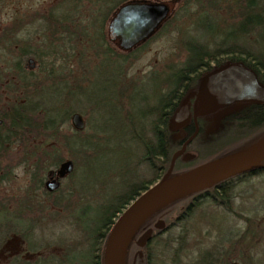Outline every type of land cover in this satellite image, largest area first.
I'll list each match as a JSON object with an SVG mask.
<instances>
[{
    "label": "trees",
    "instance_id": "obj_1",
    "mask_svg": "<svg viewBox=\"0 0 264 264\" xmlns=\"http://www.w3.org/2000/svg\"><path fill=\"white\" fill-rule=\"evenodd\" d=\"M86 1L90 5L87 8V16L80 15V10L84 4L81 0H67L62 2L64 5H61L62 3L54 4L45 13L38 12L34 17L39 18L43 23L45 22L50 35L54 36L53 34L57 30L61 34H65V37L67 35L66 46L69 45L72 52L76 49L75 52L78 56L80 41L87 39L95 43L99 39V48L95 49L96 53L107 54V58L109 57L110 60L119 59V61L125 62L132 56V53L141 51L149 41L157 38L164 27L177 19L180 20V8L185 7L184 9H186L189 3L195 4L197 11L195 13L184 12L183 16L193 20L190 24L192 33H186L188 35L186 38H184L185 35L182 37L187 56L177 65L168 66V71L164 74L158 75L161 76V82L162 75H164V79L163 84L160 83L159 91L157 90L154 96L142 95L139 100L131 99L129 102L130 110L122 108L126 112V117L131 119L135 127L133 131L122 134L124 138L120 148L115 145L113 140L115 137H113L112 132L106 129L85 133L84 130L78 131L71 126L72 129L69 134L60 136L61 125L70 119L74 110L73 107H79L81 101L79 95L71 92L69 95L67 92L64 93L62 87L66 88V84L64 83V76H62L63 73H60V70L65 66L67 57L72 56V54L77 55L76 53L63 52L61 47L41 49L34 56L37 63V68L34 71H28L23 67L25 57L18 60L17 67L22 71L23 81L22 89L18 88L20 92L28 94L32 88L36 89L39 86L38 83H43L42 81L46 79L51 80V83L41 84L36 89L38 101L19 103L17 99L25 98V93H23L22 96L18 95L15 102H8L3 106L0 114V118L3 120L0 126L2 129H0L5 132L4 135L6 136L5 142L2 141V137L0 138V145L1 142L3 146L6 144L3 149H0V254L2 255L7 249L8 241L2 237L5 229L12 232H15L14 229H25L23 232L33 230V224L27 225L25 228V226L20 225V219L8 222L9 219L6 217V213L9 211L6 207V196L2 195L4 193L2 186L10 180L7 178V161L12 160L13 154L8 152L7 147L13 140L19 145L15 151L10 152L15 153L14 158L22 152V157L12 165L9 162L10 165L8 164V166L11 169H13L12 166H23L24 178L27 180V191H25L27 194L22 199L16 200L18 201L17 204L25 210L35 208L37 211L38 209V212L42 213L41 217L48 218L61 209L65 212L68 211V207L62 203L66 200V195L70 198H77L71 214L72 221L70 220L69 223L73 224L71 234L80 237H77L78 241H74V239L70 241L67 239L57 240L52 237L44 243L40 240L32 242V250L34 251L31 252L30 256H22V248L19 251L9 252L8 257L4 254L3 256L0 255V259H2L0 264H104L106 243L119 215L131 201L154 184L168 170L172 155L180 147L183 138L173 140V134L182 130L174 128L171 119L185 94L197 88L202 75L213 67L211 64L219 66L226 61L238 62L252 71L257 81L264 85V0H181L154 36L128 51L120 48L118 51L114 48L107 35L106 27L107 21L116 7L125 0L113 1L111 5L107 6L108 9L104 11V14L101 13L103 7L100 4L108 0ZM221 12H224L223 15ZM193 16L194 18H192ZM90 19L100 20L98 25L100 31L97 38L88 35L89 29L85 31V26L86 28L95 26L89 24ZM82 21L84 25H82ZM211 22L216 28L214 35L207 39L200 38L198 36L200 32L202 30L208 32L209 26H212ZM51 27L53 28L51 29ZM112 50L117 51V56L112 57L109 54ZM122 68L120 64H117L115 71L118 78L124 77L125 71ZM36 71L43 78L39 76L41 80L31 84V80L38 76ZM156 77L150 74L147 75L146 79L154 80ZM117 82L114 81L111 84L115 85ZM61 84L62 87H60ZM69 99L72 104H65V101ZM227 122L233 124L234 127L231 128V131L239 139H247L249 142L253 137L251 144L261 141L264 138V103L253 102L245 105L240 111L227 118ZM223 128L225 129V127ZM148 131H151L152 135ZM60 138L63 140V147L74 151L75 159L71 157L75 161L76 168L60 179V181H67L63 188L59 185L55 190L48 191L44 186V174L49 169L57 168L64 160L60 152L56 151L52 145L53 142L57 143ZM195 152L194 147L189 145L187 151L175 159L170 176L183 173L210 159L204 160L207 153L202 155L201 150L199 156H194ZM93 156L94 159H98L96 163H103L102 166H105L102 174H82L80 171V165L83 166L82 158L84 161L86 159L88 163ZM89 164L92 165V162ZM142 167L150 169V177L141 178L139 174H141ZM11 174L13 173L11 172ZM108 175L114 176L115 179L119 178V181L109 191L106 189L103 194H100L103 190L101 181ZM13 177L11 176V179ZM196 193V191L187 193L149 216L129 241L125 258L131 246L135 245L136 248H140L137 245V240L134 241V239L145 233L148 228H152V232L150 239L142 247L144 250L155 237L171 228L173 220L166 223L162 218L155 219L157 213L163 209L171 205H178V217L184 220L188 219L201 201L206 199L199 197L198 201L194 200L193 197L196 196ZM69 201L75 202L71 199ZM78 206H81L82 209L76 213ZM225 208L231 210L233 207L226 204ZM151 219H155L153 223ZM245 220L248 219L245 218ZM161 222L163 226L159 227L158 224ZM248 222L250 221L248 220ZM250 228L246 231H248L250 242H253L255 235L250 232ZM243 237L244 234L239 236L240 239ZM52 242L64 247L61 255L50 250L49 246L52 245ZM166 248L172 252L171 260L173 262L178 261V248H174V250H170V247ZM250 251L249 247H245V253L248 254L246 255L247 259L252 257V255L249 257ZM226 252L224 258L221 257L218 260L215 259L214 252H207L203 255L200 264L220 263L221 259L224 261L232 255L229 250ZM147 255L148 264H151L150 254ZM239 259L243 264L244 258ZM249 264L253 263L249 262Z\"/></svg>",
    "mask_w": 264,
    "mask_h": 264
},
{
    "label": "rangeland",
    "instance_id": "obj_2",
    "mask_svg": "<svg viewBox=\"0 0 264 264\" xmlns=\"http://www.w3.org/2000/svg\"><path fill=\"white\" fill-rule=\"evenodd\" d=\"M3 1V2H2ZM67 0H0V32L4 27H8L11 21L15 17H19V12L22 13L23 17H33V13L36 11L39 13H45L48 8L53 6L54 4L59 5L62 2ZM83 4V8H81L80 15H86L88 13V7L86 0H81ZM115 0H108L106 2H102L100 6L101 13L104 14V11L107 10V6L111 5V3ZM70 2V1H69ZM61 5H64L62 3ZM60 5V6H61ZM180 8V20H176L175 22L169 24L164 27L162 31L159 33V36L147 43V45L141 50L132 53V56L125 60V62L119 61V59L110 60L107 58V54L96 53L95 49L99 48L100 40L89 41L82 40L79 43V56L75 51H71L69 49V45L66 46V37L65 34H61L59 30H57L54 34L55 38H61L63 40V52H67L72 54V56L67 57V61L65 63L64 68L60 70V73H63L64 83L66 84V88L62 87L64 93L67 92L68 95L71 93L79 95L81 98L79 107H73L72 112H79L85 121V133L99 132V130H108L113 134V140L117 148H120V145L125 132H131L134 130V123L131 122V119L126 117V112L122 108H129V102L131 99H138L142 95H146L147 97L154 96L157 90L159 91L160 83L163 84L164 75L161 82L160 74H164L168 71V66L177 65L182 62L187 56V51L184 47V42L182 41V37L186 38L188 35L192 33L191 22L193 21L191 18H184V12L195 13L197 11V6L195 4L189 3L186 9ZM90 10V9H89ZM224 12H221L223 15ZM195 16V15H194ZM194 16L192 18H194ZM90 18V17H88ZM39 19V18H38ZM233 21V19H231ZM230 20V21H231ZM87 25L88 23L84 21ZM100 20H91L89 21L90 25H95L93 28L85 26V31H89V36L92 38L99 37ZM39 19L38 24H34L33 30H31V26H25L23 31V37L27 35L26 31L29 33L33 32L34 37H49L50 33H48V27L45 25V22ZM213 22H211L212 24ZM82 25H84L82 21ZM72 28V27H71ZM78 29V28H77ZM214 24L208 28V32L202 30L198 35L200 38L207 39L214 35L215 32ZM37 30V32H36ZM8 35L4 36L0 35V40H5ZM73 37V36H72ZM68 38V37H67ZM37 39V38H36ZM46 40V39H45ZM65 42V44H64ZM55 47L59 48L61 44L56 41ZM66 46V47H65ZM100 50V49H99ZM75 55V57H74ZM17 58L11 57L9 52L0 49V67H7L10 70L13 66L14 61ZM26 58L23 61V65L26 63ZM58 64V63H57ZM120 64L122 70L125 71L124 77L118 78L116 76V66ZM212 66H215L213 63ZM36 75H38L35 79L31 80V84L35 81L41 80L39 76L41 74L36 71ZM59 73V72H58ZM158 76L153 79H146L147 75ZM22 77L19 78V84L17 88L10 90L8 95L6 96L8 102H15V99L18 95H23L25 93V98L22 97L17 99L19 103H27L29 101H38L36 89L40 87V85H47L51 83V80H44L43 83H38L39 86L35 89L32 88L28 94L26 92H20L19 89H22ZM43 78V76H41ZM117 82V84H111L112 82ZM21 87V88H20ZM71 87V90H70ZM126 87V88H125ZM19 88V89H18ZM17 89V91H16ZM126 89V90H125ZM124 98H122V96ZM151 99V98H149ZM149 101V100H148ZM153 101V100H152ZM151 101V102H152ZM72 101L66 100L65 104L71 105ZM80 108V109H79ZM240 106H232L229 109L224 110L223 112L217 113L214 116H210L207 120V129L212 130H223L221 131L217 138H207L203 137L201 142H207V144L201 146L199 149L194 148L197 152V156H199L200 150L202 151V155L204 156V160L212 159L216 156L229 153L231 151L237 150L240 147L247 146L253 142V137L248 142L247 139H235L234 141H230V143H226V140H230L229 136L225 137L226 128L229 126H222L221 119L223 118L224 113H229L234 110H238ZM65 109V108H64ZM136 111V110H135ZM220 115V116H219ZM209 120V121H208ZM222 127H225L222 128ZM72 129L70 125V119L66 121V123L62 124L59 130L60 136L66 135L70 133ZM136 130V129H135ZM150 135L152 132L148 131ZM184 136L183 131H179L174 133L172 138L173 140L179 139ZM8 141V139H7ZM62 138L56 143L53 142L55 150L60 152L61 156L64 160L74 158V151L63 147ZM18 143L14 140L8 145L7 150L9 153L13 154V158L10 161H7V178L10 179L5 184H3L2 189L4 193L2 195L6 196V207L8 208V213H6L8 222H14L16 219H20V225L26 226L33 224V230L29 232H23L25 229L16 230V232L12 231H3L2 237L7 239V249L4 251V255L8 257L9 252L19 251L22 248V256L28 257L30 256L32 250V242H37L38 240L42 241V243L46 242L50 238H55L57 240H68L74 239V241H78L79 239L74 234H71L73 231V224L71 225L69 222L71 220V214L73 207L77 202V198H70L66 195V200L62 202L68 208V211L64 210L58 211V213H53L48 218H43L42 213L38 212V209H23L19 204H17L19 198L22 199L27 193L25 191L27 187V180L24 178V169L23 166H12L13 169L8 166L15 162H18L22 157V152L18 153L15 158V153L10 151H15L18 147ZM201 145V144H199ZM102 146V145H100ZM73 158H72V157ZM119 156V155H117ZM75 159V158H74ZM82 167L80 165V171L82 174H102L103 163L98 164L92 157V160H87L82 158ZM80 159V160H82ZM209 159V160H210ZM63 160V161H64ZM200 161V160H199ZM74 169L76 168L75 161ZM92 162V165L89 163ZM87 163V165H86ZM9 167V169H8ZM56 169V168H54ZM49 169V170H54ZM183 170V169H182ZM142 177H150V169H145L142 167L140 170ZM11 172L13 174H11ZM165 174V173H164ZM162 174V176L164 175ZM177 175V174H176ZM11 176H14L11 179ZM161 176V177H162ZM174 176V175H173ZM47 177V171L44 174ZM161 177L157 180L159 181ZM119 178H114V176L105 177L102 179V188L103 190L100 194H103L106 189L109 191L113 186H116ZM156 181V182H157ZM155 182V183H156ZM67 181H61L60 187L63 188ZM154 183V184H155ZM65 184V185H64ZM152 184L151 186H153ZM250 184L259 185V188L262 189L261 192L248 196L246 195V191L250 188ZM238 191H242L241 194L237 195L235 201L233 202V209L242 215H244L248 220L238 218L234 213H225V207L223 205H218L214 203L212 200L206 199L202 200L200 205L195 209V211L190 215V217L186 220L178 217V205H171L159 213H157L155 219L162 218L169 223V221L173 220L171 228L164 231L160 236L155 237L154 240L150 243L145 251L146 256L150 254V263L151 264H200L202 263L201 259L204 254L207 252L213 253L216 255L215 259L218 260L222 257L224 258V253L227 254L226 251L229 250L230 255L226 260L220 261L217 264H227L232 263L233 261L239 262L241 261L239 258L243 259L242 249L244 247H249L251 249L249 253V257L251 259H244L243 264H249L252 262L253 264H264V223L257 220L255 217L257 214L264 215V176H258L255 178H251L249 181L240 184L237 187ZM1 195V194H0ZM260 196V199H259ZM25 199V198H24ZM75 201L70 202L69 200ZM68 204V205H67ZM21 207V208H20ZM82 209L81 206H78L77 212H80ZM25 212V213H24ZM70 214V215H69ZM75 214V212H74ZM155 219H151L153 223ZM176 219V221H174ZM40 220V221H38ZM72 221V220H71ZM9 224V223H8ZM251 227V228H250ZM250 228V232L254 234L253 242H250V237L248 235V231L244 233V237L242 239L239 238L242 230ZM141 230V229H140ZM141 234V233H140ZM14 235V236H12ZM142 235V234H141ZM140 235V236H141ZM18 236V237H17ZM140 236L135 237L134 241H136ZM60 238V239H58ZM70 238V239H69ZM180 240V241H179ZM1 241V240H0ZM135 243V242H134ZM78 245V244H77ZM1 247V243H0ZM50 250L53 253L62 254L64 251V247L59 246V244H53L49 246ZM166 247H170V250L174 248H178V261L171 260V253L167 250ZM181 247V248H180ZM138 250L136 246H131L126 258L124 257V264H131L133 260L134 253ZM26 251V253H25ZM29 251V252H28ZM223 251H225L223 253ZM3 254L1 256H3ZM9 254V255H8ZM248 255V254H246ZM128 257V260H127ZM126 259V261H125ZM2 259H0L1 261ZM251 260V261H249Z\"/></svg>",
    "mask_w": 264,
    "mask_h": 264
},
{
    "label": "water",
    "instance_id": "obj_3",
    "mask_svg": "<svg viewBox=\"0 0 264 264\" xmlns=\"http://www.w3.org/2000/svg\"><path fill=\"white\" fill-rule=\"evenodd\" d=\"M177 1L179 0H172V2ZM171 13L172 10L166 3L145 0L126 2L119 6L110 18L108 30L118 39L120 49L128 51L154 35ZM28 63L33 66L35 61L29 58ZM199 93L202 96L199 104L204 103V107H201L202 112H213L232 102L264 103V85L257 81L252 71L240 63L229 62L205 74L199 84ZM192 96L193 92H189L181 100L171 119L174 128H180L188 122L190 118L188 108ZM196 113L197 110H194V117ZM70 124L78 131L85 127L84 118L79 112L71 113ZM193 136L194 134L173 153L170 166L161 179L141 192L119 215L106 243L104 264H124L129 241L140 225L161 207L187 193L260 164L264 160L263 138L249 148L218 157L183 173L170 176L175 159L185 151L186 145ZM73 169L74 163L71 159L62 161L56 169L49 172V178L44 183L45 188L48 191L58 188L60 179ZM158 226L162 227V222ZM151 232L152 228H149L137 239L136 242L140 248L134 253L132 264H148L142 247L150 239ZM230 264L239 263L233 261Z\"/></svg>",
    "mask_w": 264,
    "mask_h": 264
},
{
    "label": "flooded vegetation",
    "instance_id": "obj_4",
    "mask_svg": "<svg viewBox=\"0 0 264 264\" xmlns=\"http://www.w3.org/2000/svg\"><path fill=\"white\" fill-rule=\"evenodd\" d=\"M130 1H139V0H125L124 2H122L121 4H119L116 7L115 11L122 4H124L126 2H130ZM145 1L166 3L169 5L170 9L173 12L175 7L180 3L181 0H179L177 2H172V0H145ZM114 12L112 13V15L114 14ZM32 14H33V17H30V18L27 17L26 18V17L22 16L21 12H19L18 15H20V16L15 17L11 21L10 25L8 27H4L0 32V35L1 34H3L4 36L8 35V37L5 40H0V49L4 50L6 52H9L11 57L17 58V60L14 61L13 66L10 70H8L6 66L4 68L0 67V114L2 113L3 106H5L8 103V101H7L8 98L6 97L8 95V92L10 90H13L14 88H17L18 85H20L19 84V78L22 77V75H21L22 71L19 69V67H17L18 60L21 59L22 57H25L27 60H26V63L23 65V67L28 71H34L37 68V63H36V60L34 59V56L36 55V53H38L39 50L44 49L46 47L57 48V47H55L56 41L59 42V44H61V46H59V48L63 47V40L61 38L55 39L54 36H52V35H50L49 37H43V38L36 36V38H37L36 39L34 37V33L33 32L29 33L28 31H30V30H27L26 31L27 35L25 36V38L23 37V31L25 29L24 28L25 26L29 25V27L31 26V30H33L34 24L35 25L38 24L39 19L34 17L35 14H38V12L37 11L35 13L32 12ZM112 15H111V17H112ZM110 18L108 19L107 24H106L107 35H108L112 45L114 46V48H116L119 51L120 47L118 46V39L116 37L112 36L108 30V24H109ZM52 28L53 27H51V29ZM33 31H35V27H34ZM36 32H37V30H36ZM152 36H154V35H152ZM109 54H111L112 57H115V56H117L118 53H117V51L112 50L111 53H109ZM29 58L34 59L35 64L33 66H32V64L28 63ZM229 62L238 63V62L226 61L224 64L229 63ZM220 66L221 65L213 66L209 71L205 72L202 75V77L205 74L213 72L214 70L218 69ZM202 77H201V79H202ZM189 92H193V96L190 98V104H189V108H188V110L190 112V118L186 124H184L182 127L179 128L184 132V136L182 138L181 145L177 150H179L183 146L184 142L189 137H191L193 134H194V136L192 137L191 141L186 145L185 151L182 154H184L187 151V148L189 145H192L194 148L199 149L202 145L207 144V142H205V141L201 142L203 137H206V135L208 136L207 138H212V137L217 138L218 134L222 130L210 131L209 129H207L208 127H207V123H206L207 120L206 119H208L210 116L216 115L217 113L223 112L224 110L229 109L234 105L240 106V108H238V110H234V111L229 112V113H224L222 115L223 118L221 119V123H223L222 126H226V127L229 126V128H227V130H225L224 135H225V137L229 136L230 140H226L225 144L230 143V141H234L235 139L238 138L235 135V133L233 131H231L232 130L231 128L234 127L233 124H231L229 122L226 123V120L231 115L240 111V109L245 107V105H247L249 103H253V102H232L229 105L219 107L217 110H215L213 112H202L201 107L203 106L204 103L199 104V102H201V100H202V98H201L202 96L199 93V85L197 86L196 89L191 90ZM189 92H187L185 94V96ZM198 94H199V97H198ZM203 102H204V100H203ZM259 103H261V102H259ZM194 110H197L196 117H194ZM2 122H3V120L0 118V126L2 125ZM1 129H0V138L2 137L3 138L2 141L5 142V140H6V136L4 135L5 132H3ZM84 129H85V127H84ZM259 142L260 141L253 143L249 146H245V147H242L240 149L231 151L229 153L216 156V157H214L210 160H207L203 163L214 160V159L221 157V156H225V155H228V154L240 151V150H244V149L249 148L253 145H256ZM199 144H201V145H199ZM4 146H6V144ZM4 146L2 145V142H1L0 149H3ZM196 153L197 152H195L194 156L197 155ZM182 154H180L179 156H181ZM203 163H200L198 165H201ZM198 165H196V166H198ZM50 171L51 170H49L47 172V177H45L46 178L45 181L49 178L48 174ZM258 176H264V160L261 161L260 164L253 165L250 168H247L245 170H242L240 172L232 174V175H230L224 179H221L215 183H212V184L206 186V187H209L207 189L205 187H203V188H200L198 190H195L197 193H196V196L193 197V199L198 201L199 197H204L206 199L212 200L214 203H216L218 205H223L224 207L226 204L233 206V202L235 201L237 195L241 194V192H242V191H238L237 187L240 184L249 181L251 178H255ZM45 181H44V183H45ZM60 183H61V181H60ZM199 191H201V192H199ZM245 191H246V195H248V196H251L253 194H255V196H256V194L261 192L262 189L259 188V185L255 186L253 184L252 185L250 184V188L248 190H245ZM204 198H202V199H204ZM206 199H204V200H206ZM259 199H260V196H259ZM225 210H226L225 213H227V214L234 213V214H236V216L238 218H241V219L246 218L244 215L235 211L233 208H231V210H227L225 208ZM255 217L257 218V220L255 219L256 223L258 220L260 222L264 223V215L257 214ZM246 230L247 229L242 230L241 234L246 233ZM242 255H243V258L246 259L245 247L242 248ZM146 259H147V256H146ZM147 263H148V259H147Z\"/></svg>",
    "mask_w": 264,
    "mask_h": 264
}]
</instances>
